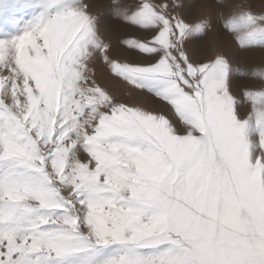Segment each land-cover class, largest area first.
<instances>
[{"label": "snow or ice", "instance_id": "6c2138e0", "mask_svg": "<svg viewBox=\"0 0 264 264\" xmlns=\"http://www.w3.org/2000/svg\"><path fill=\"white\" fill-rule=\"evenodd\" d=\"M101 7L0 0V264H264V63L235 59L264 62V7ZM99 62L160 108L119 102Z\"/></svg>", "mask_w": 264, "mask_h": 264}, {"label": "rangeland", "instance_id": "374dc122", "mask_svg": "<svg viewBox=\"0 0 264 264\" xmlns=\"http://www.w3.org/2000/svg\"><path fill=\"white\" fill-rule=\"evenodd\" d=\"M120 2L122 4L131 6L136 2V0H120ZM189 2L191 7L186 10V15L190 16L193 20H199L206 15V10L203 8V5L210 2V0H189ZM242 2H245V0H242ZM246 2L254 5V10L257 12L261 11L262 7H264V0H246ZM98 3L102 6L100 8V12L103 15L106 12V8L103 6L113 3V0H98ZM105 31L108 40L113 45L112 54L118 57L121 61L127 60L128 52L124 47L121 46V44L122 39L127 38L129 33L132 32V29L124 25L120 20L109 19L106 23ZM218 31L219 29L214 28L210 30L209 34H214V37L220 39V37L217 36ZM220 35L222 38L227 34L220 33ZM231 44L232 47H236V42L234 40L231 42ZM235 59H237L241 65H250L249 67H256L255 57L253 58L254 60L252 62L247 60L248 58L242 55L235 57ZM92 71L95 73V79L97 80V83L109 91L110 94L114 95V97L119 102L127 103L130 106H143L153 111H156L160 108L159 104L149 103L146 95L140 94L139 91L132 88V86L114 77V75L106 66L103 65L102 62L96 63Z\"/></svg>", "mask_w": 264, "mask_h": 264}, {"label": "bare ground", "instance_id": "6f19581e", "mask_svg": "<svg viewBox=\"0 0 264 264\" xmlns=\"http://www.w3.org/2000/svg\"><path fill=\"white\" fill-rule=\"evenodd\" d=\"M241 2H242V0H241ZM220 33L221 32L219 30L217 33V36L220 37V39H222V40L217 39L216 37H214V34H211V33L205 38V42L207 43L208 47L213 51L218 50V49H222L225 45V42H228L232 46L231 42L233 40L231 39V37L228 35H225V37L221 38ZM190 50H191V53L194 55H203V49L196 47L195 45H193ZM253 58L254 57H249L247 60L252 62L254 60ZM255 59H256V67L260 66L262 63H264L261 61V58L259 56H256Z\"/></svg>", "mask_w": 264, "mask_h": 264}]
</instances>
